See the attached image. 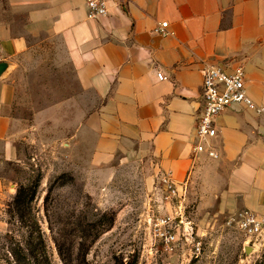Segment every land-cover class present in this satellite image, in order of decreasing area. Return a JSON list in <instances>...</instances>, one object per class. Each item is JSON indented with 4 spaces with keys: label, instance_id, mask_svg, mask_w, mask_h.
<instances>
[{
    "label": "crops",
    "instance_id": "obj_1",
    "mask_svg": "<svg viewBox=\"0 0 264 264\" xmlns=\"http://www.w3.org/2000/svg\"><path fill=\"white\" fill-rule=\"evenodd\" d=\"M106 1L108 15L92 20L84 0H0V166L17 159L28 131L17 62L37 45L53 46L79 86L63 107L82 110L81 132L97 157L147 152L177 183L207 181L221 210L264 214L263 115L229 108L211 141L219 158L193 151L207 66H241L248 94L264 106V0ZM161 22L174 35L155 33Z\"/></svg>",
    "mask_w": 264,
    "mask_h": 264
},
{
    "label": "rangeland",
    "instance_id": "obj_2",
    "mask_svg": "<svg viewBox=\"0 0 264 264\" xmlns=\"http://www.w3.org/2000/svg\"><path fill=\"white\" fill-rule=\"evenodd\" d=\"M17 63L28 131L0 166V264H264V240L239 229L244 210H221L207 181L169 198L149 153L97 157L82 110L63 107L79 94L63 53L37 45Z\"/></svg>",
    "mask_w": 264,
    "mask_h": 264
},
{
    "label": "built area",
    "instance_id": "obj_3",
    "mask_svg": "<svg viewBox=\"0 0 264 264\" xmlns=\"http://www.w3.org/2000/svg\"><path fill=\"white\" fill-rule=\"evenodd\" d=\"M88 9V17L98 20L108 15L106 0H84ZM168 22H161L155 28V33L167 36L174 35L168 30ZM2 59L0 58V64ZM202 107L196 124L195 154L205 153L210 159H218L219 155L211 144L217 136L216 118L234 106H242L257 115L264 116V106L256 104L248 94L245 82V71L241 66L232 72H226L216 66H207L202 71ZM157 78L166 81L168 78L158 72ZM160 186L166 190L169 198L184 199L187 195L188 183H177L170 172H160ZM240 231L250 241L264 240V214L251 210H244L238 221ZM168 237V236H167ZM174 240V237H170Z\"/></svg>",
    "mask_w": 264,
    "mask_h": 264
},
{
    "label": "trees",
    "instance_id": "obj_4",
    "mask_svg": "<svg viewBox=\"0 0 264 264\" xmlns=\"http://www.w3.org/2000/svg\"><path fill=\"white\" fill-rule=\"evenodd\" d=\"M25 197H27V195H25L22 191V189H19L17 191V194L13 200V209L15 212H17V216H19L21 218L20 215H18L21 211V208L23 207V204L25 202ZM59 253L61 254L60 250H59ZM46 261H47V258H46Z\"/></svg>",
    "mask_w": 264,
    "mask_h": 264
},
{
    "label": "water",
    "instance_id": "obj_5",
    "mask_svg": "<svg viewBox=\"0 0 264 264\" xmlns=\"http://www.w3.org/2000/svg\"><path fill=\"white\" fill-rule=\"evenodd\" d=\"M5 70V64H0V74Z\"/></svg>",
    "mask_w": 264,
    "mask_h": 264
}]
</instances>
